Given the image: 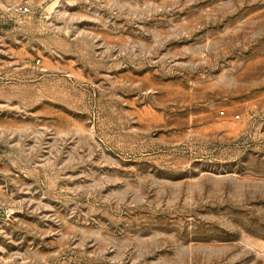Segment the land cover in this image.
I'll list each match as a JSON object with an SVG mask.
<instances>
[{"label": "rangeland", "instance_id": "rangeland-1", "mask_svg": "<svg viewBox=\"0 0 264 264\" xmlns=\"http://www.w3.org/2000/svg\"><path fill=\"white\" fill-rule=\"evenodd\" d=\"M263 245L264 0H0V264Z\"/></svg>", "mask_w": 264, "mask_h": 264}, {"label": "built area", "instance_id": "built-area-1", "mask_svg": "<svg viewBox=\"0 0 264 264\" xmlns=\"http://www.w3.org/2000/svg\"><path fill=\"white\" fill-rule=\"evenodd\" d=\"M19 9L23 13L29 12V8L27 6H21ZM263 249H264V245H263Z\"/></svg>", "mask_w": 264, "mask_h": 264}]
</instances>
